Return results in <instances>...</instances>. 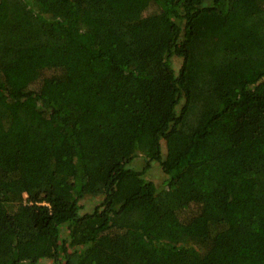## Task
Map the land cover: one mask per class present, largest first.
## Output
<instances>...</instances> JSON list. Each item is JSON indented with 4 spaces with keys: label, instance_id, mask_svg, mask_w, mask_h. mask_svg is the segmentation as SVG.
Returning <instances> with one entry per match:
<instances>
[{
    "label": "trees",
    "instance_id": "trees-1",
    "mask_svg": "<svg viewBox=\"0 0 264 264\" xmlns=\"http://www.w3.org/2000/svg\"><path fill=\"white\" fill-rule=\"evenodd\" d=\"M43 261L264 264V0H0V264Z\"/></svg>",
    "mask_w": 264,
    "mask_h": 264
},
{
    "label": "rangeland",
    "instance_id": "rangeland-1",
    "mask_svg": "<svg viewBox=\"0 0 264 264\" xmlns=\"http://www.w3.org/2000/svg\"><path fill=\"white\" fill-rule=\"evenodd\" d=\"M229 33L231 32L230 29H228ZM227 31V32H228ZM224 33V31L221 30H211V31H204L201 32V35L204 36V39H217L219 37H221ZM233 45L238 48V49H246L249 50L252 46V42H250L249 40L245 39H236L233 42ZM182 62L180 59H175L174 60V67L176 70H179L180 66H181ZM165 153V151H164ZM145 162L142 158H137L133 164H132V168H134L135 170H139L140 172H143V169L145 168ZM146 171V172H145ZM144 171L145 176L147 179H152L154 180L158 185H163L164 182V175L162 174L160 168L158 167L157 164H152L148 169H146ZM101 198H95V197H87L83 200V212H90L92 211V209L100 203ZM62 240L64 241V238L66 236V232L63 230L62 231ZM41 264H51L49 261H43Z\"/></svg>",
    "mask_w": 264,
    "mask_h": 264
}]
</instances>
